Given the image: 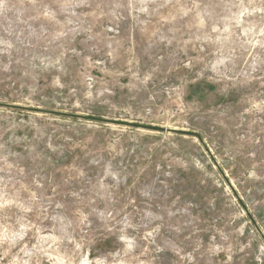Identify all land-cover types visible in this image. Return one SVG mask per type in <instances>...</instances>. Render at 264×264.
Here are the masks:
<instances>
[{
	"label": "rangeland",
	"instance_id": "374dc122",
	"mask_svg": "<svg viewBox=\"0 0 264 264\" xmlns=\"http://www.w3.org/2000/svg\"><path fill=\"white\" fill-rule=\"evenodd\" d=\"M0 264H264V0H0Z\"/></svg>",
	"mask_w": 264,
	"mask_h": 264
},
{
	"label": "water",
	"instance_id": "95a60500",
	"mask_svg": "<svg viewBox=\"0 0 264 264\" xmlns=\"http://www.w3.org/2000/svg\"><path fill=\"white\" fill-rule=\"evenodd\" d=\"M7 106L9 107H12V108H25V107H22V106H18V105H15V104H6ZM46 113H49V114H53V115H60V116H67V117H82V118H85V119H88V120H94V121H99V122H118V123H123V124H129V125H132V126H136L135 123H126V122H122V121H115V120H109V119H106V118H101V117H96V116H81V115H78V114H73V113H68V112H61V111H54V110H45ZM151 128H155L159 131H162V132H169V133H179V134H186V135H192L194 134L193 132L191 131H185V130H180V129H175V128H164V127H152Z\"/></svg>",
	"mask_w": 264,
	"mask_h": 264
}]
</instances>
